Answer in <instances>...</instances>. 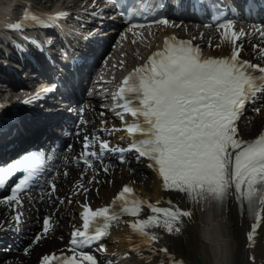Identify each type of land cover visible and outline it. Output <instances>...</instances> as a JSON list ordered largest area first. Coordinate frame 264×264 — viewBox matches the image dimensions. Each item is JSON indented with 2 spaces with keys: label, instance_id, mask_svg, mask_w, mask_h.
Returning a JSON list of instances; mask_svg holds the SVG:
<instances>
[{
  "label": "snow or ice",
  "instance_id": "1",
  "mask_svg": "<svg viewBox=\"0 0 264 264\" xmlns=\"http://www.w3.org/2000/svg\"><path fill=\"white\" fill-rule=\"evenodd\" d=\"M208 7V0H185L183 4L180 0L174 3L172 0H148L141 9L129 12V16L156 17L132 25L133 28H142L144 23L168 25L166 12L162 17L157 16L161 9L172 8L174 14L187 9L200 16L207 14L204 9ZM260 7H264V0H261ZM254 9L258 10L250 0L246 14L250 15ZM231 15L238 17L236 8L231 9ZM27 16L25 12V18ZM57 16H48V23L54 24ZM211 21L217 27L221 42L231 45L230 54L205 57L200 45L194 42L195 37H165L163 48L153 52L145 64L130 72L116 93L123 101L119 105L123 112L137 118V122L127 125V132L130 135L139 133L144 138L128 148H109L107 142H102L100 157L106 151L121 154L135 151L137 159L146 157L153 162L149 167L157 170L164 190L184 193L190 202L196 204L208 200L218 211L234 189L237 200L247 203L249 216L260 221L258 209L264 208V133L245 142L237 137L236 121L245 103L264 90V67L241 59L242 46L238 42L246 33L234 28L233 20L224 10L212 11ZM8 27L17 29L21 25L17 23ZM254 32L264 37V30L256 28ZM133 35L140 34L133 32ZM260 54L264 56V48L260 49ZM45 91L51 92L52 89ZM23 103L27 105L32 101ZM90 146L85 137L82 158L89 166L87 157L97 155L94 151H87ZM42 156V152H29L9 166L0 167V186L18 171L27 173L25 179L13 187L12 199L27 187V179L43 163ZM120 159L123 161V155ZM113 203L120 204L118 212L109 208L93 211L85 205L82 212L84 230L74 232L71 240L74 254L44 255L42 264H52L53 261L56 264H97L94 255L83 249L106 237L111 224L122 214L138 218L145 206L152 214L146 219L138 218L130 227L149 243L161 239L149 229L181 235L193 216L192 210H181L171 200L166 201L168 207H160V201L152 204L136 198L128 186L123 187ZM98 218H102L103 223L96 226ZM50 227L45 218L44 231ZM256 227L253 224L249 241L253 240ZM76 249L80 251L77 253Z\"/></svg>",
  "mask_w": 264,
  "mask_h": 264
},
{
  "label": "bare ground",
  "instance_id": "2",
  "mask_svg": "<svg viewBox=\"0 0 264 264\" xmlns=\"http://www.w3.org/2000/svg\"><path fill=\"white\" fill-rule=\"evenodd\" d=\"M16 1L18 4H16ZM28 1L30 0H0V18L5 19V22L9 20L7 13L8 8L11 7L10 3L15 2L14 7L16 10H19L24 5H26V2ZM34 1L47 2L49 0ZM69 22V25H64L63 27L59 25L58 28L61 32H68L67 34H69V37L71 38V35L74 34L75 27L72 21ZM186 24L188 23H183L181 26L179 25V27H176V21L171 23L170 20H168V25L160 24L159 26L152 27V34L157 33L159 37V35L162 33L173 30L181 33L182 35L195 37V40L198 41L203 46L204 50L210 54H217L224 51L227 52L229 49H231V45L229 43L221 42L217 29L208 28L202 25L197 26L193 22H190L188 25ZM241 26H243L241 29L240 27L235 29L237 31L244 30L246 33L245 37L240 40L243 41L242 52L246 55L256 53L255 56L264 61V56L260 54V51H257V48H248L249 42L253 41L260 43V46H264V37H261L259 33L253 32V28L250 29L245 27L243 23H241ZM148 30L149 28L145 29L144 31L139 30L137 33L140 35H127L126 38H124V43H128H126L125 46L132 48L134 51V58L140 53L137 43L143 39V35L141 33H144ZM1 32L2 31L0 30V33ZM25 33L28 36L33 37L40 35L42 32L34 28L30 31H26ZM248 33L252 34L248 35ZM201 34H203V37ZM4 36L8 35L5 34ZM46 36L52 37L50 33L46 34ZM72 39H76V36L72 37ZM249 39L251 40L249 41ZM12 40L15 43H18L21 39L16 37L15 40ZM131 40H133L132 43H130ZM209 43H211V46H209ZM153 44L154 42H148V46H152ZM141 48L142 47L140 46V49ZM146 50L148 51L150 49H145V51ZM119 51L127 50L126 47L121 46ZM110 55L111 53L107 55V58H109ZM0 59H5L8 62V65H14L13 60L15 59V56L13 52L7 46H5L0 48ZM0 77L9 78L7 69L2 63H0ZM16 90L17 89L15 87L8 88L6 92L2 93L3 98L10 99L11 96L17 94ZM93 102L95 106L101 104L99 101ZM255 106V112L250 114L248 118H246L247 115H245V113L239 120L236 121V127L238 128L237 137L245 142H249L257 138L259 136L258 133L264 129V102L261 103L259 101L255 103ZM260 106L262 107L260 108ZM100 109L101 108L98 107L97 109L85 114L87 118H91V123L87 125L88 128L95 127L99 124L97 120H93V117L96 118L95 113H98ZM105 115L109 121H112L113 118H115L109 113ZM31 123H36L35 119L30 117V120H27L26 116L22 115L21 124L23 129L29 130L31 128ZM80 126H82L81 122L78 128ZM35 133L36 129L32 130V135H28V137L34 136L33 134ZM19 140H22L21 136L19 137ZM130 158L126 159L130 165H127L126 161L116 164V161L109 160L107 165V174L101 169V171H99L97 167L90 171L88 175H84L83 166L81 164H74L70 159V153H66V151H64L61 161L65 165L67 172L65 174L59 173L56 176V188L52 190L51 193H45L44 199L37 201L36 203L38 214L45 213L44 215L51 216V220L49 221L51 227L47 232H45L43 223L40 224V226L36 229V236L34 235L32 238H30V248L24 252L12 253L8 255L6 259L0 264H35L40 253L46 250L48 251L49 249L55 248L62 244L63 239H65L64 234L66 229L69 228L74 222L76 199L82 197V188L87 189L90 199L94 203L100 204L106 202L109 199L110 195L114 193V190L121 182L129 181L133 183L139 190V199L141 200H146L151 203L160 201L159 206L161 207H168L169 205L166 203V201L171 200L172 204L178 206L181 210H192L193 214L195 213V209L199 204L190 202L187 198V195L184 193L164 190L162 180H160L156 173L149 170V167L145 164V160H138L135 163L133 162V159ZM130 167L132 168V171L129 173L127 170ZM110 172H112L110 176H113V181L111 185H106L102 181V177H105L106 181L108 182L110 179L108 174H110ZM89 176H92V181L89 180ZM95 186H98V195L95 194ZM39 195L40 194H38L37 197ZM60 198H62L61 202ZM242 205H244L243 200ZM27 206L28 204H25L23 207L19 208L25 211L24 216H28L26 215L27 211L29 210ZM7 211H9L7 206H0V220L2 212ZM219 211L228 219L229 232L231 236L232 264H264V208L261 209V212L263 213V220L256 232L258 235L252 241L248 240V231L252 226L253 219L247 216L244 209L242 210L243 213L241 214L237 207V198L234 189L230 191L228 199L224 202L223 207ZM151 214L152 213L150 211H148L146 208H143L138 218L146 219L147 216ZM148 231L157 233L161 236V239L150 243L144 240L142 243H140L143 246V252L140 254L142 256V264H154V262L160 264H176L178 260H181L183 264H211V257L207 246L203 245L197 239L195 230L191 226L185 227L181 235L168 234L163 232L161 229H149ZM113 236L124 237L123 239H120L123 241L122 245L124 246V249H129V251L125 252L127 257L129 255H137L136 249L132 248L133 241L131 239V234H128V228L126 225L119 226L115 230V233L111 235V237ZM163 248H166V251H162ZM196 256L201 262H197L194 259ZM149 257H151V259L155 257V259L152 262L146 263ZM101 260L104 262H114L112 255H102Z\"/></svg>",
  "mask_w": 264,
  "mask_h": 264
},
{
  "label": "clouds",
  "instance_id": "3",
  "mask_svg": "<svg viewBox=\"0 0 264 264\" xmlns=\"http://www.w3.org/2000/svg\"><path fill=\"white\" fill-rule=\"evenodd\" d=\"M5 19L0 18V23ZM187 226L195 230L197 239L205 246L211 264H232L231 236L228 219L208 200L200 203Z\"/></svg>",
  "mask_w": 264,
  "mask_h": 264
},
{
  "label": "rangeland",
  "instance_id": "4",
  "mask_svg": "<svg viewBox=\"0 0 264 264\" xmlns=\"http://www.w3.org/2000/svg\"><path fill=\"white\" fill-rule=\"evenodd\" d=\"M59 1H61V0H51V1H47V2H45V1H42L43 2V4L44 5H51V4H53V3H57V2H59Z\"/></svg>",
  "mask_w": 264,
  "mask_h": 264
}]
</instances>
